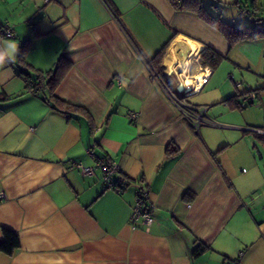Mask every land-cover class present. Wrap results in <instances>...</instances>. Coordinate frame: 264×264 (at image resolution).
<instances>
[{"label":"crops","instance_id":"crops-1","mask_svg":"<svg viewBox=\"0 0 264 264\" xmlns=\"http://www.w3.org/2000/svg\"><path fill=\"white\" fill-rule=\"evenodd\" d=\"M108 2L116 17L101 0H0V27L14 29L3 38L19 49L0 66V239L6 227L20 241L12 255L0 252V264H264V121L255 117L264 112V37L230 47L168 0ZM177 41L198 50L192 77L208 69L188 100L207 108L211 124L198 130L162 84L173 88L175 74L187 87L177 61L167 69ZM207 48L222 55L219 70L199 63ZM60 57L69 65L47 83ZM231 72L245 90L227 80ZM39 73L44 87L28 92L25 77ZM249 90L257 106L241 111ZM96 156L124 170L121 193L104 189L99 168L86 176L70 166ZM138 182L155 205L147 231L128 222ZM200 243L207 248L195 254Z\"/></svg>","mask_w":264,"mask_h":264},{"label":"built area","instance_id":"built-area-1","mask_svg":"<svg viewBox=\"0 0 264 264\" xmlns=\"http://www.w3.org/2000/svg\"><path fill=\"white\" fill-rule=\"evenodd\" d=\"M106 8L111 14L115 17L110 3L108 0H101ZM240 2H245V5H240L238 7V13L243 19H252L254 18L258 11L255 8L248 7L250 0H237ZM32 21L30 20V23ZM0 36L1 37H13L14 29L9 24H2L0 27ZM153 76H157L155 72L152 73ZM119 82V81H118ZM181 81L178 80V83L172 88L168 86L165 82H162L164 91L168 99L177 107L182 113L183 117L189 122V124L194 129H199L203 125L211 124L205 106H195L188 102V98L191 94L196 93L195 89L187 90L185 87H181ZM44 87V82L42 80H31L25 79V89L30 92H38ZM258 95L254 91H250L242 94L239 97V105L245 107L247 105L253 104L256 102ZM137 113L129 111L127 113L128 118L131 122L135 123L137 119ZM96 161L94 165H84L79 161L70 160V166L77 168L81 171L82 174L86 176H91L95 173L97 168L101 171L102 181L106 185L107 190H112L119 192L121 186L126 181L124 170L121 168L118 162L110 158L104 157H95ZM119 179V180H118ZM4 198V193L0 192V200ZM154 208L155 205L151 201L149 188L138 182L136 184V191L134 196V202L132 205V210L129 216V225L131 229L144 230L147 231L154 221ZM242 253H239V256ZM227 264H238L237 260L229 259L226 261Z\"/></svg>","mask_w":264,"mask_h":264},{"label":"trees","instance_id":"trees-1","mask_svg":"<svg viewBox=\"0 0 264 264\" xmlns=\"http://www.w3.org/2000/svg\"><path fill=\"white\" fill-rule=\"evenodd\" d=\"M168 1L171 4V6L175 8L176 10L193 13L197 17H199L201 20H203L204 22H206L207 24L215 28L217 31H219L224 36V38L229 43L230 47H232L233 45H235L236 43L240 41L264 37V21H262L264 20V18H262L261 16L262 8L260 7V4L257 0H250V3L248 4V7L257 9L258 11L257 15L252 19H244L246 22H239V23H234V22H230V21L223 19L221 17V9H220L221 6L217 5L216 3H210L206 5L204 0H168ZM233 2L237 6V10L240 5L241 6L245 5V2L243 1L239 3V1L233 0ZM111 8L114 14L117 16L115 9L112 7V5H111ZM240 18L243 19L241 16ZM167 46H168V43H165V45L157 52V54L155 55V60H153V65H156L159 67L161 58ZM28 47H29L28 43L23 44L19 52L20 58L23 57V54ZM198 60L202 66L216 67L221 62L222 55L214 51L211 48H207L205 51L201 53ZM68 65H69V62H67V60L60 57L56 61L54 68L46 71V74L49 77L47 83H49L50 81H57V77L54 76V74L60 72L62 68L68 67ZM25 79H29V78L25 77ZM36 80H42L45 85V75L39 73L38 77L34 79V81ZM250 91L256 92L255 90H250ZM250 91H247V92H250ZM33 93H36V92H33ZM238 104H239V101H238ZM241 108H244V107H241ZM96 157H100V156H96ZM104 158H109V157H104ZM124 175H125L126 181L123 183V186H121V189L119 192L115 191L116 193H121L123 189L125 188V186L129 184L130 182L126 173H124ZM101 181H102V176H101ZM102 184H103L104 189H106V185L103 183V181H102ZM135 191H136V187H135ZM134 196H135V193H134ZM1 233H2V237L0 239V252L5 253L7 255H12L20 246L18 233L15 230L6 228V227H2ZM206 248L207 247L204 244L200 243L195 247L194 253L199 254L203 252ZM233 260H237L238 262V258L233 259Z\"/></svg>","mask_w":264,"mask_h":264},{"label":"bare ground","instance_id":"bare-ground-1","mask_svg":"<svg viewBox=\"0 0 264 264\" xmlns=\"http://www.w3.org/2000/svg\"><path fill=\"white\" fill-rule=\"evenodd\" d=\"M197 53L198 50H196L191 43L187 42L186 46L182 48V42L177 41L170 48L166 59L167 69L169 71H173V61H177L176 63L181 67L179 75L184 77L183 83L187 86L185 87L187 90H198L204 80L205 73H208V69H206L197 72L194 77L189 74L191 58L196 56Z\"/></svg>","mask_w":264,"mask_h":264},{"label":"rangeland","instance_id":"rangeland-1","mask_svg":"<svg viewBox=\"0 0 264 264\" xmlns=\"http://www.w3.org/2000/svg\"><path fill=\"white\" fill-rule=\"evenodd\" d=\"M216 4L221 6V8H220L221 11H222L221 16L223 15L222 16L223 19L225 18L227 21L234 22V23H239V22H242V21L246 22L244 19L240 18L239 14H238L237 6L234 4L233 0L232 1L231 0H225V1L223 0L222 3H216ZM259 4H260V7L262 8V10H264V0H259ZM221 62H223V61H221ZM221 62H220V64H221ZM220 64L217 67L218 70L220 68ZM171 75H173L175 77L176 82L178 83L176 75L175 74H171ZM226 76H227V80L231 83V85L233 87H240V89L242 90V89L246 88V85H248L247 81L240 77V74L235 75L234 73L231 72V73H228ZM256 79L255 80H250L251 85L253 86L251 88H255L256 87L255 86ZM197 99L198 98H196V97H189L188 98V100H190L192 102H194ZM257 100H258V98H257ZM256 106H257V102L253 103V105H247V107L243 108L241 111H245L247 109H252V108H255ZM255 117L256 118L259 117L260 122L264 121V112H262V114H258V116H255ZM260 124H262V123H260Z\"/></svg>","mask_w":264,"mask_h":264},{"label":"clouds","instance_id":"clouds-1","mask_svg":"<svg viewBox=\"0 0 264 264\" xmlns=\"http://www.w3.org/2000/svg\"><path fill=\"white\" fill-rule=\"evenodd\" d=\"M18 51L17 42L0 37V66L5 63L14 62Z\"/></svg>","mask_w":264,"mask_h":264}]
</instances>
